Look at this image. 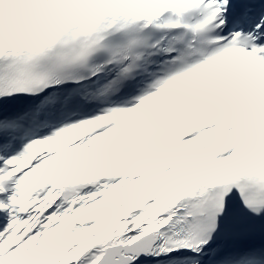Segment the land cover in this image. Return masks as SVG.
<instances>
[{
  "label": "snow or ice",
  "instance_id": "obj_1",
  "mask_svg": "<svg viewBox=\"0 0 264 264\" xmlns=\"http://www.w3.org/2000/svg\"><path fill=\"white\" fill-rule=\"evenodd\" d=\"M0 264H264V0H0Z\"/></svg>",
  "mask_w": 264,
  "mask_h": 264
}]
</instances>
